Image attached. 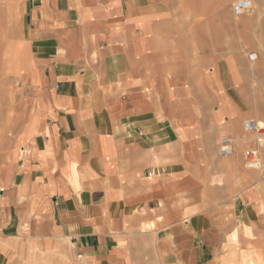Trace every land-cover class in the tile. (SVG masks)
<instances>
[{
    "label": "crops",
    "instance_id": "1",
    "mask_svg": "<svg viewBox=\"0 0 264 264\" xmlns=\"http://www.w3.org/2000/svg\"><path fill=\"white\" fill-rule=\"evenodd\" d=\"M24 7L0 45V264H264L261 144L223 74L179 70L137 0Z\"/></svg>",
    "mask_w": 264,
    "mask_h": 264
},
{
    "label": "rangeland",
    "instance_id": "2",
    "mask_svg": "<svg viewBox=\"0 0 264 264\" xmlns=\"http://www.w3.org/2000/svg\"><path fill=\"white\" fill-rule=\"evenodd\" d=\"M27 1L0 0L1 46L22 35ZM137 1L148 14L153 13L154 21L159 23V35L169 43L164 45L165 51L176 54L179 70L187 67L197 77L204 73L223 74L228 92L232 91L242 107L241 127L247 120L264 121V0ZM7 3L15 11L11 17L6 16ZM248 53H256L257 57L250 56V61ZM254 133L262 143L251 141L244 146L243 166L250 170L248 163L259 166L261 159L262 169L256 171L264 179V128ZM226 136L233 143V137L227 134L220 140ZM247 151L253 154L246 155Z\"/></svg>",
    "mask_w": 264,
    "mask_h": 264
},
{
    "label": "bare ground",
    "instance_id": "3",
    "mask_svg": "<svg viewBox=\"0 0 264 264\" xmlns=\"http://www.w3.org/2000/svg\"><path fill=\"white\" fill-rule=\"evenodd\" d=\"M250 56H252L253 58L254 57H257V54L256 53H248V56L247 57H249V60L251 61V60H253V59H251L250 58ZM249 61V62H250ZM250 65H251V67L253 68V64H251V63H249ZM227 77V76H226ZM228 85V84H227ZM238 100V99H237ZM240 100V99H239ZM249 122H252V124L251 123H249ZM246 125H247V129L246 130H252V131H254V132H260V131H262V129L264 128V121L263 120H247V121H245L244 122V125H243V127L245 128L246 127ZM250 139V138H249ZM260 142H261V140H260ZM262 143V142H261ZM260 143V144H261ZM264 143V142H263ZM255 163V162H254ZM257 163V162H256Z\"/></svg>",
    "mask_w": 264,
    "mask_h": 264
},
{
    "label": "built area",
    "instance_id": "4",
    "mask_svg": "<svg viewBox=\"0 0 264 264\" xmlns=\"http://www.w3.org/2000/svg\"><path fill=\"white\" fill-rule=\"evenodd\" d=\"M252 124V122H249ZM245 129H247V125L245 127ZM220 151L223 155H229L233 152V147H232V143H231V138L226 136V137H222V139L220 140ZM253 154L251 151H247L246 155H250Z\"/></svg>",
    "mask_w": 264,
    "mask_h": 264
}]
</instances>
